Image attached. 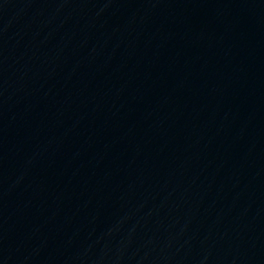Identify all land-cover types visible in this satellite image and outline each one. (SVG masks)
Instances as JSON below:
<instances>
[{"label": "water", "instance_id": "obj_1", "mask_svg": "<svg viewBox=\"0 0 264 264\" xmlns=\"http://www.w3.org/2000/svg\"><path fill=\"white\" fill-rule=\"evenodd\" d=\"M0 264H264V0H0Z\"/></svg>", "mask_w": 264, "mask_h": 264}]
</instances>
